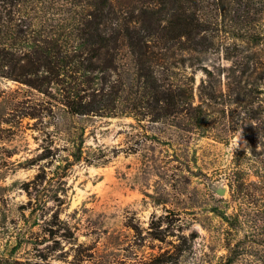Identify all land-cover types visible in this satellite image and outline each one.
<instances>
[{
  "label": "rangeland",
  "instance_id": "374dc122",
  "mask_svg": "<svg viewBox=\"0 0 264 264\" xmlns=\"http://www.w3.org/2000/svg\"><path fill=\"white\" fill-rule=\"evenodd\" d=\"M203 10L214 17L211 5ZM21 13L31 38L42 30L58 34L72 18L62 0H25ZM249 15L263 31L264 10ZM217 42L202 66H230L225 57L234 41ZM121 52L118 108L126 110L136 98L134 66ZM188 71L171 70L166 81L182 86ZM201 77H193V106ZM221 83L225 90L224 76ZM48 102L53 98L0 76V263L142 264L167 253V264H225L234 249L240 252L231 264H264V208L239 202L228 186L234 155L246 149L238 132L224 144L189 130L184 110L148 122L139 110V121L75 117ZM217 183L227 188L223 197L212 189ZM246 207L261 208L257 219L229 226Z\"/></svg>",
  "mask_w": 264,
  "mask_h": 264
},
{
  "label": "trees",
  "instance_id": "16d2710c",
  "mask_svg": "<svg viewBox=\"0 0 264 264\" xmlns=\"http://www.w3.org/2000/svg\"><path fill=\"white\" fill-rule=\"evenodd\" d=\"M23 1L0 0L1 77L52 97L49 109L60 107L75 117L121 114L139 121L140 113L149 116L148 122H157L184 110L188 129L201 136L227 144L238 132L246 149L234 155L228 186L244 204L264 208V30L255 29V19L249 15L250 10L255 15L263 12L264 0L261 6L258 0H211L210 4L207 0H62L72 13L69 26L58 34L42 30L32 38L23 30ZM209 5L214 17L208 19L203 9ZM229 38L234 41L233 53L225 57L230 66H202L214 40L221 43ZM122 49L134 66L136 98L126 110L118 108L125 87L119 63ZM177 54L179 61L174 59ZM179 68L189 70L187 82L182 86L167 82L166 75ZM198 71L203 77L193 106V77ZM260 209H240L229 226L254 219ZM49 232V238H55L56 233ZM260 242L264 246V238ZM239 252L230 249L225 264H231ZM167 257L160 253L142 264H167Z\"/></svg>",
  "mask_w": 264,
  "mask_h": 264
},
{
  "label": "water",
  "instance_id": "95a60500",
  "mask_svg": "<svg viewBox=\"0 0 264 264\" xmlns=\"http://www.w3.org/2000/svg\"><path fill=\"white\" fill-rule=\"evenodd\" d=\"M212 189L214 190L215 194H217L219 197H223L227 191L226 186L221 183L213 185Z\"/></svg>",
  "mask_w": 264,
  "mask_h": 264
}]
</instances>
